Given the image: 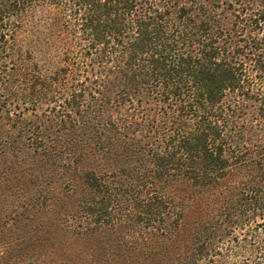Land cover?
Wrapping results in <instances>:
<instances>
[{
	"label": "trees",
	"instance_id": "obj_1",
	"mask_svg": "<svg viewBox=\"0 0 264 264\" xmlns=\"http://www.w3.org/2000/svg\"><path fill=\"white\" fill-rule=\"evenodd\" d=\"M0 159V264H264V0H0Z\"/></svg>",
	"mask_w": 264,
	"mask_h": 264
},
{
	"label": "rangeland",
	"instance_id": "obj_2",
	"mask_svg": "<svg viewBox=\"0 0 264 264\" xmlns=\"http://www.w3.org/2000/svg\"><path fill=\"white\" fill-rule=\"evenodd\" d=\"M24 157H26V156L24 155L23 158L21 157L19 160L17 159V164H16L17 167H19V164L23 163ZM0 162L3 163V160L1 161V159H0ZM14 162H15L14 158L13 159H7L6 164L10 165L12 163L14 165ZM18 162H19V164H18ZM16 166L14 165V168ZM1 172H0V222L7 221L8 220V213H10V212L13 213L15 210V207L20 204V203H18V201H21V199H22L21 198L23 196L22 190H25L28 192H29V190H31L30 188L29 189L23 188L20 185L18 180H14V181L13 180H10V181L7 180V175H3V173H1ZM45 218L47 219V217L44 216L43 219L45 220ZM56 253H57V261L67 259L66 254H62V251H60V248L57 249Z\"/></svg>",
	"mask_w": 264,
	"mask_h": 264
}]
</instances>
